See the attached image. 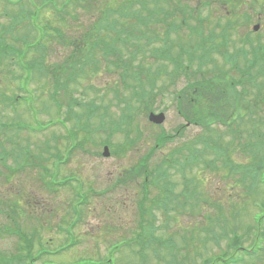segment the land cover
I'll return each mask as SVG.
<instances>
[{
  "label": "rangeland",
  "instance_id": "374dc122",
  "mask_svg": "<svg viewBox=\"0 0 264 264\" xmlns=\"http://www.w3.org/2000/svg\"><path fill=\"white\" fill-rule=\"evenodd\" d=\"M11 1L17 4L7 5L0 1V253L6 256L18 254L21 245L18 238L20 230L30 240L41 239V250L35 247V243L32 247L34 257L42 252L34 264H88V261L106 264L108 260L111 264H166L171 261L172 254L183 260L180 264H206L207 259V264H212L215 258L222 255L238 257L237 264H264V243L260 245L262 240L259 237L261 232L264 233V218L259 214L261 212L253 207L252 202L245 201V192L233 187L231 178L225 179L228 176L221 173L196 171V168L187 172L186 176L192 181L190 189L195 192L194 197L203 200L204 204L194 206L191 212H174L173 206L177 208L176 201L170 203L165 214L161 206L151 207L158 197L161 198V194L159 189L155 190L151 185L147 187L143 203L147 215L142 218L150 224L155 235L170 248L173 247L174 251H154L157 244L151 243L148 248L141 249L144 260L138 258L136 253L139 250L132 242L134 235L140 230L138 204L143 200V173H133L134 168L147 155H151L146 165L147 170L159 163H167L172 155H177V150L182 145L194 142L202 134L195 125L184 128L185 119L180 116L176 101V92L181 85L177 84L173 89L166 84V76L172 72L168 63L152 59L143 62L147 76L152 78L149 73L159 75L153 83L157 96L147 103H152L151 111L163 112L165 121L160 126L152 125L147 119L149 108L135 99L129 106L130 116L125 117L127 110L114 100L115 91L120 90L121 96L128 98L131 90H123L118 82V72L112 71V67L109 74L103 73L104 67H101L95 74H91L88 69L84 75L74 78L73 83L68 80L72 57L69 44L65 42L70 43L73 36L88 30L94 15L92 13H96L105 0L90 1V12L86 10L87 5L73 9L79 18L78 22L66 18L60 23L56 14L42 10L35 19L37 29L30 24L31 20L17 19L22 12L33 10L32 4L27 1L19 4L17 0ZM255 3L258 5L254 6L249 2L239 4L234 16V25L239 26L235 33L245 36L254 24L250 25V22L259 19L260 36L256 42L264 44V9L259 8L264 2L255 0ZM218 5L223 7V3ZM230 6L233 5L229 4L228 7ZM161 8L171 9V2L162 3ZM226 13L224 9L215 8V15H210L204 31H220L213 21L234 22V19L226 18ZM244 13L250 15L249 21L242 19ZM207 14L205 8L202 16ZM224 21L219 24L224 25ZM49 26H61L65 36L64 43L54 38L44 40L42 43L46 45L45 55H38L44 49L37 41L44 32L47 33ZM231 32L230 27L228 34L231 35ZM187 35L186 32L183 35L181 33L179 37H175V41L186 44ZM23 37L25 43L21 42ZM208 57L212 59L207 64L209 71L212 72L213 66L215 69L229 70L217 51L209 53ZM39 61L43 62L45 73L28 70V64ZM102 64L100 61V65ZM54 76L60 79V86L56 85L58 79ZM104 86L106 90L103 89ZM69 88L73 90L72 93ZM70 97L78 103L72 106V110L82 116L86 115L91 128L96 131L88 139L81 131L74 140L67 136V129L69 131L73 125L72 120L70 123L64 122L69 111L67 107ZM255 102L253 96L252 110ZM93 104L95 107H92ZM256 115L257 118H264V102L254 106V116ZM102 117L105 119L101 120ZM262 118H253L252 113L251 121L262 122ZM84 121L85 118H82V122ZM51 123L54 124L49 126ZM106 132H112L109 143L112 148L119 150L113 152L108 147L111 155L109 158L102 157V146H99L106 139ZM84 138L87 139L85 151H81L77 142ZM161 138L165 142L156 146ZM45 144H49L54 150L46 151ZM121 147L127 150L122 152ZM49 154H55L53 160ZM62 157H66L63 165ZM38 159L40 162L35 164ZM234 159L240 162L239 156ZM47 170L52 177L46 178L47 181L44 182L42 177ZM41 171L43 175L40 174ZM170 176L176 181L173 194L177 195L184 190V180L172 173ZM65 179L71 181L63 185L62 181ZM82 185L84 186L81 188ZM84 194L87 195L86 200L78 204L84 200L81 196ZM257 195L254 198L257 199L259 194ZM261 201L263 200L259 202ZM11 203H15V207ZM4 210L13 215L15 222H11L6 217L7 214H3ZM78 215L80 220H75L74 217L77 218ZM205 216L221 218L228 229L232 227L231 232L241 238L244 250L251 249L250 253L229 249L228 238L232 236L231 232L228 231V238L221 239L219 228L210 226L208 221L213 222L209 219L204 221ZM6 228L9 229L8 232L5 231ZM216 228L219 236L214 243L209 233L210 230L217 232ZM203 229L205 232L202 233ZM67 244L75 245L66 247ZM255 244L259 250L255 248ZM177 257L175 260L179 262Z\"/></svg>",
  "mask_w": 264,
  "mask_h": 264
},
{
  "label": "trees",
  "instance_id": "16d2710c",
  "mask_svg": "<svg viewBox=\"0 0 264 264\" xmlns=\"http://www.w3.org/2000/svg\"><path fill=\"white\" fill-rule=\"evenodd\" d=\"M25 1L32 4L33 10L22 12L17 19H29L30 24L37 29L35 19L40 11L46 9L53 12L60 23L66 18L78 22L79 18L73 9L87 5L86 10L90 12L89 3L92 0H20V3ZM166 1L171 2V9L161 8ZM217 2L223 3V7ZM216 3L215 0H105L102 7L92 13L94 15L88 30L73 36L70 43L65 42L69 44L72 57L68 79L70 83L78 75H84L88 69L91 74L99 72L101 67H104L103 73L109 74L111 67L112 71L118 72V82L123 90H131L128 98L121 96L120 90L115 91L114 100L127 110L125 117L130 116L128 110L133 99L143 106L147 105L146 108L150 111L153 105L147 102L157 96L153 83L159 75L149 73L152 78L147 76L142 63L149 59L168 63L172 72L166 76V84L173 89L177 84L181 85L176 92L177 110L182 118L195 125L202 133L194 142L182 145L169 162L165 161L163 165L159 163L147 170L146 165L151 157L147 155L134 168L133 173H143V200L138 204L140 231L136 233L133 242L140 249L147 243L145 240L153 239V235L148 233L150 224L143 219L147 215V210L143 208L147 187L151 185L155 190L159 189L161 194V198L158 197L151 207L161 206L165 214L170 203L176 201L177 208L173 206L174 212H191L194 206L204 204L203 200L194 197L195 192L190 189L192 181L186 176L194 168L196 171L221 173L231 178L232 186L242 189L245 201L258 207L264 218V118L254 116V106L264 102V44L256 42L258 37L250 33L245 36L235 33L239 28L238 25H233L238 11L235 0H216ZM250 3L255 6V1L251 0ZM229 4L233 6L228 7ZM205 8L208 14L202 16ZM215 8L224 9L225 13L230 10L226 13V18L234 19V22L213 21L220 31L216 33L208 26L210 31L206 32V23L209 22L210 15L214 17ZM259 8L264 9V3ZM242 19L249 21L251 17L244 13ZM222 21L225 24L221 26L219 23ZM230 27L234 31L231 35L228 34ZM184 32L188 34L187 43L176 42L175 37ZM53 38L64 43L65 36L61 26H49L47 33L44 32L39 37L37 43L44 50L38 55H45L46 45L42 42ZM21 42L25 43L24 37ZM216 51L229 66L228 71L215 69V66L212 72L209 71L207 64L212 59L208 54ZM36 66H41V71L46 72L42 61L28 64V69L32 70ZM54 78L58 79L56 85L60 86V79L57 76ZM103 89L106 90L105 86ZM72 91L69 88V92ZM253 96L256 102L253 103L252 110ZM69 99L70 107L77 104L72 97ZM252 113L253 118H262L263 121L252 123ZM89 115L91 116L90 112ZM164 140L159 139L156 146L163 144ZM121 148L122 152L127 150ZM113 152L119 150L113 149ZM236 156L240 157V162L234 159ZM171 173L184 180V190L177 195L173 194L176 181L170 178ZM257 194L259 197L256 199L254 197ZM260 200L263 201L259 202ZM11 204L12 207L16 205ZM3 214H7L11 222H15L8 211ZM208 219L212 221V217H205L204 221L207 222ZM208 223L210 226L216 225L214 222ZM222 229L226 230L224 227ZM232 230L231 227L230 231ZM5 231L8 232L9 229L6 228ZM18 233L19 241L24 242V245L19 246L18 254L6 256L0 253V264H34L39 255H42L41 251L36 257L32 255L34 243L39 244L41 239L30 240L20 230ZM210 233L214 240L215 232L210 230ZM259 237L264 239V233L261 232ZM231 244L236 250L240 248L236 235ZM230 258L224 256L228 261Z\"/></svg>",
  "mask_w": 264,
  "mask_h": 264
},
{
  "label": "water",
  "instance_id": "95a60500",
  "mask_svg": "<svg viewBox=\"0 0 264 264\" xmlns=\"http://www.w3.org/2000/svg\"><path fill=\"white\" fill-rule=\"evenodd\" d=\"M149 121H151V122H153L155 124H161L164 121V115L163 114H159V115L150 114L149 115ZM104 156L105 157L108 156L106 149H105V152H104Z\"/></svg>",
  "mask_w": 264,
  "mask_h": 264
}]
</instances>
